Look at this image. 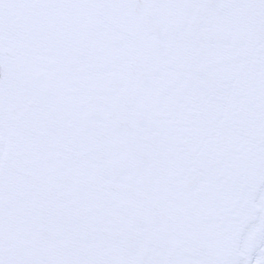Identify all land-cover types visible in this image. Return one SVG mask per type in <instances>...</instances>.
<instances>
[{
    "label": "snow or ice",
    "instance_id": "obj_1",
    "mask_svg": "<svg viewBox=\"0 0 264 264\" xmlns=\"http://www.w3.org/2000/svg\"><path fill=\"white\" fill-rule=\"evenodd\" d=\"M0 264H264V0H0Z\"/></svg>",
    "mask_w": 264,
    "mask_h": 264
}]
</instances>
